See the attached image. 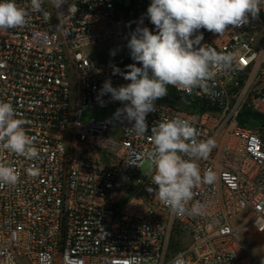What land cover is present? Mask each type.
Listing matches in <instances>:
<instances>
[{
  "label": "built area",
  "instance_id": "obj_1",
  "mask_svg": "<svg viewBox=\"0 0 264 264\" xmlns=\"http://www.w3.org/2000/svg\"><path fill=\"white\" fill-rule=\"evenodd\" d=\"M150 3L66 0L56 9L44 0L47 18L28 7L24 27L0 33V101L27 121L40 151L29 160L0 149V162L19 173L15 185L0 184V264H122L131 256L142 264L264 261V251L253 247H264L257 224L264 225V7L221 37L199 30L201 45L234 53L235 62L217 71L207 91L188 94L169 85L186 106L157 99L145 136L126 131L127 120H80L85 107L124 106L110 94L104 106L97 101L105 80L113 87L130 83L113 74L112 65L126 72L124 57L99 60L90 49L129 37L137 26L155 34ZM177 117L192 122L201 139H215L209 158L198 161L215 173L213 184L194 190V200L208 204L203 217L172 212L147 190L158 187L150 170L138 176L147 162L129 164L152 148L155 122Z\"/></svg>",
  "mask_w": 264,
  "mask_h": 264
},
{
  "label": "clouds",
  "instance_id": "obj_2",
  "mask_svg": "<svg viewBox=\"0 0 264 264\" xmlns=\"http://www.w3.org/2000/svg\"><path fill=\"white\" fill-rule=\"evenodd\" d=\"M43 2L30 0L29 5L22 7L16 0H0V33L24 27L29 19L28 7L47 18ZM65 2L52 0L56 9ZM262 7L264 0H151L147 17L155 26V34L148 27L137 26L127 44L136 63L127 65L126 72L112 65L113 74H120L130 83L113 87L110 79L105 80L97 95L98 103L104 106L103 97L110 94L112 101L124 105L116 110L113 119L127 120L132 126L126 131L137 137L145 136L146 117L157 110L155 101L168 94L169 85L188 94L197 88L207 91L217 71L235 62L234 53L201 45L203 34H197L199 30L203 28L221 37L229 26H243L249 22V16L257 18ZM26 123L12 103L0 101V149L32 160L39 157L40 151L35 138L27 134ZM200 136V131L187 119L159 120L151 127L152 148L136 154L129 163L138 167L143 162L150 165L151 184L158 187L147 190L179 216L207 215L208 204L194 200V190L215 182V173L211 169L202 171L198 163L209 158L215 139ZM29 172L38 174L31 169ZM18 180L17 170L0 162V184L15 185ZM257 224L264 231V225ZM122 264H142V258L131 256Z\"/></svg>",
  "mask_w": 264,
  "mask_h": 264
},
{
  "label": "rangeland",
  "instance_id": "obj_3",
  "mask_svg": "<svg viewBox=\"0 0 264 264\" xmlns=\"http://www.w3.org/2000/svg\"><path fill=\"white\" fill-rule=\"evenodd\" d=\"M128 1L129 0H121V2L123 3H127ZM127 38L128 37L124 35L117 40L100 43L92 47L90 50L92 51L93 56L98 58L99 60L120 59L124 56L126 43L128 41ZM113 51L115 52V55L110 54ZM159 100L164 104L178 105L183 108L186 106L184 102L181 101L180 95L172 96L170 93H168L166 96L160 98ZM115 112L116 110L112 107H109L106 110H100L97 108L91 109L85 107L82 109L80 120L82 123H87L91 118L95 120L110 119L111 121H115L116 119H113V115ZM149 170L150 165L148 163H145L138 176L145 179L148 175ZM253 247L259 252L264 251V247L261 244H255L253 245Z\"/></svg>",
  "mask_w": 264,
  "mask_h": 264
},
{
  "label": "trees",
  "instance_id": "obj_4",
  "mask_svg": "<svg viewBox=\"0 0 264 264\" xmlns=\"http://www.w3.org/2000/svg\"><path fill=\"white\" fill-rule=\"evenodd\" d=\"M133 31H132V29H130V31H129V37H128V41H129V39H130V35H131V33H132ZM128 41H127V43H126V48H125V53H124V60H125V64H124V68H125V70L127 71L128 69H127V65H129V57H130V49L127 47V44H128ZM178 243L179 242H176V243H174V240H173V244H172V248L173 249H177V245H178Z\"/></svg>",
  "mask_w": 264,
  "mask_h": 264
},
{
  "label": "water",
  "instance_id": "obj_5",
  "mask_svg": "<svg viewBox=\"0 0 264 264\" xmlns=\"http://www.w3.org/2000/svg\"><path fill=\"white\" fill-rule=\"evenodd\" d=\"M251 126H252V127H254V126H255V124H251Z\"/></svg>",
  "mask_w": 264,
  "mask_h": 264
}]
</instances>
